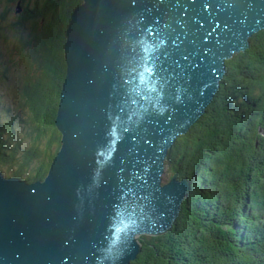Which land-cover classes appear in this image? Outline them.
<instances>
[{"label":"water","instance_id":"95a60500","mask_svg":"<svg viewBox=\"0 0 264 264\" xmlns=\"http://www.w3.org/2000/svg\"><path fill=\"white\" fill-rule=\"evenodd\" d=\"M264 0H83L65 31L60 148L43 182L0 172V264H131L189 191L160 187ZM185 183V184H184Z\"/></svg>","mask_w":264,"mask_h":264},{"label":"trees","instance_id":"16d2710c","mask_svg":"<svg viewBox=\"0 0 264 264\" xmlns=\"http://www.w3.org/2000/svg\"><path fill=\"white\" fill-rule=\"evenodd\" d=\"M82 1L44 0L36 2L41 6L33 11L27 4L26 14H20L32 25L29 32L38 65V71L29 67L17 80L21 94L17 104L29 112L36 146L32 151L38 159L24 160L21 155L18 164L38 162L34 178L13 167L15 175L26 177L28 183L46 177L60 148L55 119L66 74L65 31ZM39 18L45 24L41 31ZM0 26L4 30L5 25ZM17 43L16 48L22 41ZM5 132L0 129V136ZM5 143L0 137V151ZM9 157L0 154V163ZM165 165L169 175L187 179L190 190L166 232L139 238L141 251L131 264H264V29L252 35L247 49L225 61L213 99L168 150ZM0 171L6 172L1 165Z\"/></svg>","mask_w":264,"mask_h":264},{"label":"rangeland","instance_id":"374dc122","mask_svg":"<svg viewBox=\"0 0 264 264\" xmlns=\"http://www.w3.org/2000/svg\"><path fill=\"white\" fill-rule=\"evenodd\" d=\"M3 1L4 0H0V20H1L0 23H2V26L5 25L4 30L0 26V34L3 33V35H0V123L4 122L5 125L0 124V129L6 132L2 133L0 137H2L3 142L7 143L8 141V145L4 146L6 144L5 143L2 146L3 149L0 151V154L1 155L6 154L10 156L9 157L10 160L7 162L6 159H1L0 165L3 166L6 172H2V171L0 172L7 180L9 178H15L23 181L24 178L26 177L18 178L15 175L16 169H14V167L21 169L18 172L19 174L23 176L30 175L32 178H34L32 170H35L37 168V167L35 168L34 164L38 161L35 162L33 161L31 165L26 167H24L23 165L22 167L18 166L19 161H21L20 155L24 154L25 156L23 157L25 158L28 157V159L36 160L37 153H35V151H33L32 153V149L35 148L36 146H35L34 136H32L31 134L32 129L29 128L30 127L29 120L26 117V114H28L29 112L28 111L26 112L27 110L26 107L21 108V106L17 104L21 99V94L19 90L20 85L17 84V80L22 78L23 75L29 71L28 70L29 67L30 69L37 70L38 65L37 63H35L37 57L34 53L36 51L32 48V44H31L34 37L33 32L32 33L29 32V28H31L32 25H30L29 22H27V19L23 18L20 14L22 13L23 15L26 14L23 11V7L25 9L27 4H29L28 6L29 10L33 11L35 10V8L41 6L40 4H38L37 6L36 2L43 3L44 0H20V1L15 0L12 2H8V4ZM5 11L7 13H5ZM5 18L6 21L3 22ZM37 22L38 24H40V27L37 28L38 31L44 30L45 28L44 22L41 21L40 18L39 21ZM258 31L254 32L253 34L257 33ZM4 34L8 36L7 40L6 39L3 40L2 37L5 36ZM252 35L246 38L248 42L246 49L249 47V40L252 37ZM17 41L19 42L22 41V43L24 41H27L29 43L28 47L22 45L21 43L18 46V48H16L14 43L16 44ZM16 45H18V43ZM23 56L26 58V61L28 60L26 64L23 61V59H21ZM6 66L8 67L7 71L4 70V67ZM224 74H225V70L222 76L218 80V86ZM4 138H7V140ZM15 146H17V148L13 150L10 149L11 147L14 148ZM18 173L16 174L18 175ZM175 175L177 180L179 181L187 180L184 178L179 179L177 173H175L174 175H169V172L167 171V166L164 164L163 172L160 176L162 181L161 184L162 185L167 184L169 180L172 179V177ZM174 180L176 179L174 178ZM36 181H42V179L41 180L37 179ZM33 182L34 181H32L31 183Z\"/></svg>","mask_w":264,"mask_h":264},{"label":"bare ground","instance_id":"6f19581e","mask_svg":"<svg viewBox=\"0 0 264 264\" xmlns=\"http://www.w3.org/2000/svg\"><path fill=\"white\" fill-rule=\"evenodd\" d=\"M32 3V2H31ZM75 10V9H74ZM74 12V11H73ZM71 18V17H70ZM1 21V20H0ZM14 25V24H13ZM16 25V24H15ZM8 33V32H7ZM64 48V47H63ZM234 54H236V52L234 51ZM65 59V58H64ZM226 61V60H225ZM225 61H223V63H224V65H223V67L225 66ZM224 70H225V67H224ZM218 89V88H217ZM217 89H216V91H215V93L217 92ZM214 93V94H215ZM214 94H213V96H212V98L214 97ZM212 98L210 99V101L208 102V104L204 107V109H203V111L201 112V115L205 112V110H206V107L209 105V103L211 102V100H212ZM59 104V103H58ZM57 112H58V109H57ZM32 117V116H31ZM177 138L178 137H176V138H174V140L170 143V145L167 147V151L169 150V148H171L172 146H173V144L176 142V140H177ZM46 148V147H45ZM32 153H33V151H32ZM35 154V153H34ZM41 154V153H40ZM234 154V153H233ZM21 156V155H20ZM22 157H23V154H22ZM24 159H26V158H24ZM53 162V161H52ZM52 164V163H51ZM19 166V165H18ZM51 166V165H50ZM163 167H164V164H163ZM163 167H162V172H163ZM50 169V168H49ZM33 171V170H32ZM162 172H161V174H162ZM160 174V175H161ZM47 176V175H46ZM19 178V177H18ZM174 178L176 179L175 181H178V182H184V181H187V182H189L188 180H183V181H179V180H177V178H176V175L175 176H173L172 177V179L174 180ZM26 179H24V181H25ZM35 182V181H34ZM40 183H42L43 182V180L42 181H39ZM162 183V181H161V178H160V187H163L164 185H162L161 184ZM185 184V183H184ZM189 184H190V182H189ZM166 185V184H165ZM190 187H191V184H190ZM190 187H189V189L188 190H190ZM181 208V206L178 208V210ZM179 212H180V210H179ZM179 214V213H178ZM176 219H177V216L175 217V219H174V221L171 223V225L170 226H172L173 224H174V222L176 221ZM166 232V231H165ZM143 235H147V234H142V235H140V237L141 236H143ZM139 237V238H140ZM139 238H138V240H139ZM141 251V250H140ZM140 253V252H139Z\"/></svg>","mask_w":264,"mask_h":264}]
</instances>
